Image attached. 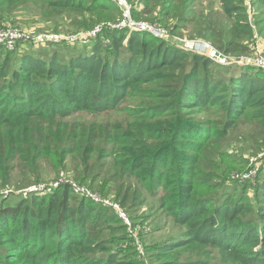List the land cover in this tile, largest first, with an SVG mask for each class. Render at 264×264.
<instances>
[{"label":"trees","instance_id":"16d2710c","mask_svg":"<svg viewBox=\"0 0 264 264\" xmlns=\"http://www.w3.org/2000/svg\"><path fill=\"white\" fill-rule=\"evenodd\" d=\"M29 1L55 13L72 12L74 25L98 24L104 13H120L109 0H0V23ZM170 1L161 7L160 21L170 19L172 31L178 23L197 21L199 32L193 35L222 54L249 51L253 29L244 0H209L222 17L215 21L209 13L197 15L196 0ZM99 34L108 40L105 51L97 38L91 52H77L67 61L26 55L13 66L7 51L0 62V189L39 185L47 169L58 173L70 167L75 179L59 178L51 191L15 205L0 203V264H145L112 246L124 230L117 215L78 198L71 183L114 193L126 206L139 198L131 179L146 177L153 188L158 164L172 183L165 208L186 229L178 243L147 244L152 263H177L175 249L182 246L214 249L222 264H264V171L255 183L244 182L228 194L208 182L217 167L211 168L210 158L222 155L220 140L240 121L255 123L256 136L264 141V71L222 65L147 32L102 26ZM220 67L230 68L225 77ZM155 80L171 81L165 101L119 109L129 117L126 124L72 120L81 113L110 117L122 99L139 98L141 84ZM211 110L222 117L211 123L219 126L203 131V115ZM182 129H193L189 144ZM156 156L164 158L159 162ZM104 157L108 165L99 162ZM137 159L152 172L137 169Z\"/></svg>","mask_w":264,"mask_h":264},{"label":"rangeland","instance_id":"374dc122","mask_svg":"<svg viewBox=\"0 0 264 264\" xmlns=\"http://www.w3.org/2000/svg\"><path fill=\"white\" fill-rule=\"evenodd\" d=\"M128 1L136 13V20H146L155 23L157 26L167 30L170 34L181 39L202 40L207 42L206 39L193 35L194 32H199L197 21L194 23H178L179 26L174 31L171 30L173 24L170 19L168 21H160L162 15L161 7L168 5V3L171 2L170 0ZM43 4L44 3H33L29 1L17 5V9L9 16L8 22L0 23V30L5 28H16L26 36L15 40L11 45L0 42V62L7 51L12 54L10 63L13 64V66H17L21 57L26 55L37 56L44 60H49L51 56L57 55L62 60L67 61L77 52H91L96 40H98L97 38L101 39V41L103 40L104 46H102L101 49L105 51V49L110 48V46L105 44L108 40L104 38L103 35L99 34V31L93 35L86 34L96 27H110V24L118 23L122 18L121 12L117 14L114 11H109L108 15L104 13V17L99 20L98 24L95 22L91 24L88 23L87 25H74L73 23L76 16L71 15L72 12L65 11L63 13H55L50 9H46ZM195 6L198 16L207 15V13H209L210 19L213 21L222 19L221 15H219L220 11L216 2L211 4L209 0H196ZM246 9L248 21L253 29L252 36L249 41H246L249 45V51L238 56H232L234 58L250 55V52L256 47L264 53V2L252 0L250 9H248L247 6ZM91 25H93V29H89L92 27ZM128 31L135 32L130 29H128ZM154 37L160 39L156 36ZM156 42H159V40ZM231 67H236L238 70L249 68L247 66L240 67L236 65H231ZM220 68L224 71L223 75L225 77L230 68ZM170 85V80H155L148 85L141 84L144 88L141 96L139 98L126 97L122 99L119 103L121 107H118L117 111L112 113L110 117L81 113L73 117L72 120L76 122L108 121L116 125L126 124L129 117L121 110H126L130 106H137L140 104H144V106L154 103L161 104L165 101L163 93L166 90H170L168 87ZM211 112L214 113L203 115L204 120H206L205 123L207 124L202 127L203 131H208L219 126L211 123L222 117H220L218 112L212 110ZM253 124L255 123L249 124L240 121L237 128L231 132L229 138L220 140L222 142V155H214L210 158L211 168H213V164L217 166L213 168L215 172L214 178L208 180V182H210L209 184L215 186V190L223 194H228L234 190L236 191L244 182L255 183L257 175L264 171V141L257 138L256 131L258 127ZM192 130L193 129L181 130V133L186 134L185 138H187L184 144H189V142L192 141V137L189 133ZM172 149L176 150V148ZM205 153L207 155L210 154L209 149H206ZM163 156H166V153H163ZM156 158L160 162L164 157L156 156ZM109 161V157H104L99 160L103 165H108L107 162ZM134 165H136L139 170L152 172L150 170L152 168L148 165H144L143 161L139 159L134 161ZM155 168V171L152 172V176H155V181L152 180V182H155L153 188H148L151 181L145 180L146 177L144 179L140 177H133L131 179V188L135 189L136 193L139 194V198L126 206H122L120 200L115 199L114 193L101 194L87 184H82L80 186L86 188L89 192H82V190L75 189V195L78 198L86 197L87 202L99 210H101V207L105 208L103 213L106 215H117L120 222L124 225V230L120 232L119 241L116 244H112V246L125 250L130 253L131 257L144 261L145 264H155L152 263L153 259L149 257V252L146 249L147 244L154 241L168 240H176L174 243H178L182 240V234L186 229L184 226L178 224L165 208L170 203L167 202V200L172 192L171 181L161 176L163 172L160 170H165V167L163 168L158 164ZM253 169L255 170L253 179L244 178L242 176L243 173ZM168 174L173 175L174 173L170 171ZM72 175L73 173L70 171V167L60 170L58 173H54L52 170L47 169V171L42 174L43 178L39 185H32L25 189H15L14 186L0 189V203L4 205H15L22 198H29L34 195H41L49 192L55 188L56 180L59 178L73 180L74 177ZM159 183H165L167 187L158 186ZM205 183L206 181H202L201 185L205 186ZM248 192H252L251 187H249ZM90 194L92 196H90ZM95 197L104 198L105 200L101 202L100 199H95ZM164 202H167V204L162 207ZM112 204H117V207H114ZM139 246L143 247L142 250H144L141 255H139L138 251ZM175 250L180 252L179 261L175 264H222L214 255V249L211 248L196 252L193 249L186 250L182 246H178Z\"/></svg>","mask_w":264,"mask_h":264},{"label":"built area","instance_id":"2783aa9c","mask_svg":"<svg viewBox=\"0 0 264 264\" xmlns=\"http://www.w3.org/2000/svg\"><path fill=\"white\" fill-rule=\"evenodd\" d=\"M113 4H115L122 14V18L118 23L110 24L112 28H126L138 32H147L153 36H156L166 42L168 45L174 46L178 49L184 50L186 52L192 54H198L201 56L208 57L215 62L222 65H236L240 67H250L255 69H260L264 71V53H262L258 47L254 48L250 55H243L239 57H231L222 54L215 47H213L208 42L202 40H187L181 39L177 36L170 34L164 28L157 26L155 23L148 22L146 20H136L132 16V5L128 0H109ZM245 5L248 9L252 6V0H244ZM100 27H96L94 30L88 32L86 35H93L100 31ZM26 37L23 32L16 28H5L0 30V42L11 45L15 40ZM255 175V170H250L248 172L243 173L244 178L253 179ZM57 185V183H55ZM73 185L74 190L79 189L82 192L87 191L86 188L76 185L75 183H71ZM56 187V186H55ZM78 190V191H79ZM90 196H92L90 194ZM100 199L101 202L105 200L104 198H96ZM114 207H117V204H112ZM143 247L139 246L138 251L139 255L143 254Z\"/></svg>","mask_w":264,"mask_h":264}]
</instances>
